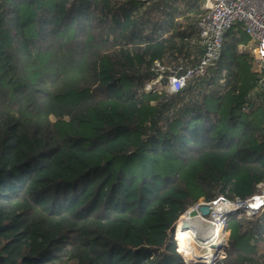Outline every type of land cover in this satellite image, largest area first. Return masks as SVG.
<instances>
[{"label":"trees","instance_id":"16d2710c","mask_svg":"<svg viewBox=\"0 0 264 264\" xmlns=\"http://www.w3.org/2000/svg\"><path fill=\"white\" fill-rule=\"evenodd\" d=\"M204 3L0 0V264H190L180 217L259 194L264 71L243 24L204 76L167 88L204 55ZM225 231L215 264H264V210Z\"/></svg>","mask_w":264,"mask_h":264},{"label":"built area","instance_id":"2783aa9c","mask_svg":"<svg viewBox=\"0 0 264 264\" xmlns=\"http://www.w3.org/2000/svg\"><path fill=\"white\" fill-rule=\"evenodd\" d=\"M204 1V8L207 12L197 22L200 44L204 48V55L197 66L183 70V72L176 71L166 77L167 88L171 92L180 91L189 80L204 76L209 68L214 67L218 63L221 58V50L223 47L225 34L237 23L243 24L245 32L251 39L248 45V50L254 56L258 71H264V0ZM153 70L158 74V76L147 86V90H149V87L151 88L155 85L161 84L167 69L159 61H154ZM260 83H264V75L262 76ZM258 188V195L253 196L246 201L238 200L235 202H238V204H243L256 201L257 198H264V183H261ZM218 202L221 203L229 201L220 198L212 204L199 203L191 207L184 214H187L188 216L191 212H196L199 214V209L203 205H209L212 210L213 206ZM261 209H264V202L258 209L254 211H250L246 207L229 211L224 215L220 228L223 229L226 221L225 216L230 213L237 211L257 213ZM211 210L210 213L212 212ZM217 227L219 228V223L217 224ZM176 229L177 223L175 227V233ZM216 236L218 237V234H216ZM216 236L213 238V245L220 247L218 249H214V251L211 252L213 258L210 261V264H215L217 261L225 258L226 256L221 239L218 240Z\"/></svg>","mask_w":264,"mask_h":264},{"label":"bare ground","instance_id":"6f19581e","mask_svg":"<svg viewBox=\"0 0 264 264\" xmlns=\"http://www.w3.org/2000/svg\"><path fill=\"white\" fill-rule=\"evenodd\" d=\"M264 202V198H257L256 201H251L248 203H240L238 204V202H218L216 203L213 208H212V215H213V221L215 223H219V227L222 224V220L224 218V215L232 210L235 209H241L246 207L248 210L250 211H254L256 209H258L260 207V205ZM200 219V218H199ZM198 220V219H197ZM190 221V217L187 214H184L181 217V220L178 224V233H179V238L181 240V246L182 249L184 251V254H186L187 256H191L194 257L198 260H205L207 262L211 261L213 258V255L211 254V252L209 251V249H211V245H213V238L216 236V233L214 235V237L210 238H204V239H199V237H197V232L193 229V228H188L190 229V231H187L188 229L186 227H183V225L185 223H189ZM205 223V222H204ZM195 242H198L200 244V246H204L208 252L205 255L199 256L194 252V248H195ZM222 243V242H221ZM193 262V261H191ZM210 264V262H209Z\"/></svg>","mask_w":264,"mask_h":264},{"label":"rangeland","instance_id":"374dc122","mask_svg":"<svg viewBox=\"0 0 264 264\" xmlns=\"http://www.w3.org/2000/svg\"><path fill=\"white\" fill-rule=\"evenodd\" d=\"M241 50L250 53V51L248 50V46L247 47H242ZM158 88H160V85H155L154 87H151V88L149 87V91L156 90ZM263 210L261 209L258 212H261ZM245 212H247L249 216H252V215H255V214L258 213V212L257 213H251V212H248V211H245ZM189 216H190V221L188 223L187 229L188 228H193L197 232V237H199V239H204V238H208V237L212 238V237H214L215 233L218 234V237L216 236V238H218V240L221 239L222 245L224 246V249H225L226 244H227L226 243L227 242V233L224 230L225 229V225H224L223 229H221L220 227L218 228L217 227V223H215L213 221L212 212L206 217H203V216H201L200 214H198L196 212H191ZM226 217L227 216H225V220H226ZM177 229H178V225H177ZM187 231H190V229H188ZM177 236H178V240H177ZM174 239L177 242V251L180 253V255L184 258V260L186 262H188L190 264H198V263H200V264H209L210 261L207 262L205 260H198V259H196L194 257H191V256H187L186 257V254H184V251H183L182 246H181V240L179 238L178 231L176 233H174ZM194 245H195L194 252L197 255L202 256V255L207 254L208 250L204 246H202V245L200 246V244L198 242H195ZM209 251L213 252L214 249L211 248V249H209ZM191 261H193V262H191Z\"/></svg>","mask_w":264,"mask_h":264},{"label":"water","instance_id":"95a60500","mask_svg":"<svg viewBox=\"0 0 264 264\" xmlns=\"http://www.w3.org/2000/svg\"><path fill=\"white\" fill-rule=\"evenodd\" d=\"M210 210H211V208H210V206L209 205H203V206H201L200 207V209H199V214L201 215V216H203V217H206V216H208L209 214H210ZM183 227H188V224L187 223H185L184 225H183ZM225 228H226V221H225ZM225 230V229H224ZM223 246V245H222ZM212 249H218L220 246H215V245H211L210 246ZM198 264H200V263H198Z\"/></svg>","mask_w":264,"mask_h":264}]
</instances>
